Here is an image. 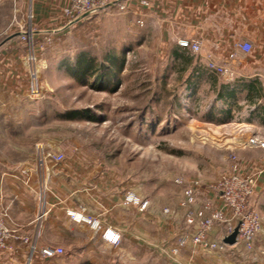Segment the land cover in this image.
Masks as SVG:
<instances>
[{
    "label": "rangeland",
    "instance_id": "1",
    "mask_svg": "<svg viewBox=\"0 0 264 264\" xmlns=\"http://www.w3.org/2000/svg\"><path fill=\"white\" fill-rule=\"evenodd\" d=\"M23 2L0 0V47L12 37L24 46L27 64L35 58L39 96L25 102L31 115L15 114L12 103L0 149L16 159L41 161L39 145L52 142L64 154L71 186L88 176L102 178L122 195V204L129 191L148 198L151 220L167 227L160 246L166 264H178L182 250L174 256L171 249L180 236L178 212L183 222L186 213L179 206L178 178L199 179L209 189L240 162V150L250 147L243 145L251 135L245 130L254 127L228 126L235 117L222 115L221 104L205 109L214 86L228 79L198 64L183 65L173 47L159 48L158 35L123 13L103 11L72 24L67 19L63 28L38 35ZM22 26L29 32L25 38ZM152 248L159 249V242L152 241Z\"/></svg>",
    "mask_w": 264,
    "mask_h": 264
},
{
    "label": "crops",
    "instance_id": "2",
    "mask_svg": "<svg viewBox=\"0 0 264 264\" xmlns=\"http://www.w3.org/2000/svg\"><path fill=\"white\" fill-rule=\"evenodd\" d=\"M23 1L25 16L28 18L29 13L32 14L30 27L38 35L59 30L67 22L64 8L69 5V0ZM148 2L149 6H141L134 1L132 12L123 13L122 17L132 24L142 18L141 29L159 36V48L173 47L178 61L191 55L183 65L198 64L207 68V58L180 46L178 40L182 38L202 36L203 53L220 61L228 59L236 42L253 44L249 52H237L234 67L238 74L221 82L233 85L221 97H217L214 89L205 109L212 112L221 104L222 115L235 117L228 126L244 122L241 126L254 128H237L240 132L245 130L264 136V0ZM23 47L12 37L0 47V130H7L5 120L12 103L18 106L15 114L31 115V108L25 102L37 100L39 96L32 92L30 69L21 58ZM194 71L201 74L198 66ZM209 77L213 79V75L209 74ZM189 92L193 98L195 92ZM240 153L243 172H253L261 167L262 149L248 147ZM69 171L63 162L55 164L34 157L16 159L0 149V201L9 207L12 228L8 248L0 251V264H166L160 246L165 245L163 237L167 227L161 221L154 224L150 208L141 211L134 205L122 204V195L108 188L102 178L94 181L88 176L79 185L71 186ZM200 196L214 200L215 205L221 204V199L209 189L202 187ZM250 206L260 213L263 226L255 251L245 250L240 244L229 245L221 252L186 247L178 264H264V174L255 186ZM69 210L98 217L101 228L93 229L74 220L69 216ZM180 216L178 212V235L185 229ZM104 227L120 234L119 244H111L103 238ZM152 227L157 231L154 236ZM222 228L221 224L215 227V237L220 235ZM152 241L159 242V249L152 248ZM33 244L37 249L31 248ZM48 244L63 246L64 253L43 256L39 248Z\"/></svg>",
    "mask_w": 264,
    "mask_h": 264
},
{
    "label": "built area",
    "instance_id": "3",
    "mask_svg": "<svg viewBox=\"0 0 264 264\" xmlns=\"http://www.w3.org/2000/svg\"><path fill=\"white\" fill-rule=\"evenodd\" d=\"M134 1L141 6H149L148 0H69V5L64 8V14L68 19V24H72L77 20L86 19L103 11L119 14L132 12L131 5ZM137 23L140 26L144 25L142 18L137 19ZM24 28L22 26L20 32L23 38H25V34H29ZM178 43L184 49L207 58V68L228 80L238 74L234 67V62L238 59L237 52L239 50L249 52L253 48V44L249 41H238L234 45V50L229 53L228 59L220 61L203 53L204 40L202 36L195 39L182 38L178 40ZM28 66L31 73L32 92L39 94L40 86L35 68L37 66L33 56L29 57ZM243 145L263 150L262 165L256 171L243 172L242 164L237 162L229 174L223 176L216 184L212 183L213 185L211 184L209 189L221 199V204L215 205L214 200L201 198L202 183L199 179L184 181L183 178H178L177 182L183 190L179 206L186 210L183 215L185 229L180 234L178 242L172 247V255H180L181 250L186 247L206 251H224L229 245L223 242V239L234 230L237 224H239V229L235 244H240L250 252L256 250V240L262 232L263 226L260 213L250 206V199L257 182L264 174V136L251 134L243 142ZM39 149L43 160L50 158L58 163L64 160V154L55 143L48 142L39 145ZM124 204H137L141 211L150 208L149 199L140 198L134 191H129L125 195ZM77 211L79 210H69L68 214L74 220L87 224L93 229L101 228V220L98 217L79 211L86 216L80 220L76 217ZM165 212L170 213L171 211L166 208ZM9 222V207L0 201V251L8 248V239L12 234ZM218 224L223 225V228L220 235L215 237L213 230ZM101 235L111 244L117 245L120 242V234L109 227L102 228ZM31 248L37 249L34 244ZM39 250L45 257H54L64 252L61 246L53 245L42 246Z\"/></svg>",
    "mask_w": 264,
    "mask_h": 264
},
{
    "label": "trees",
    "instance_id": "4",
    "mask_svg": "<svg viewBox=\"0 0 264 264\" xmlns=\"http://www.w3.org/2000/svg\"><path fill=\"white\" fill-rule=\"evenodd\" d=\"M184 58V61H187L186 59H188V57L187 56H185V57H183ZM88 68H89V66H88ZM189 84H188V86L189 87H191L190 86V80L189 79H187L186 80ZM215 83V77L213 76V80H212V84H214ZM232 85H233V83H231ZM229 82L228 83H221L220 85H219V87L217 88H215V91H216V93H217V97H221L222 95H223V92H226V91H228V88H229V86L231 85ZM215 87V86H214ZM191 90V89H190ZM213 120V119H212Z\"/></svg>",
    "mask_w": 264,
    "mask_h": 264
},
{
    "label": "water",
    "instance_id": "5",
    "mask_svg": "<svg viewBox=\"0 0 264 264\" xmlns=\"http://www.w3.org/2000/svg\"><path fill=\"white\" fill-rule=\"evenodd\" d=\"M238 229H239V224L235 226L234 230L230 234L224 237L223 242H225L228 245L235 244L237 242Z\"/></svg>",
    "mask_w": 264,
    "mask_h": 264
},
{
    "label": "bare ground",
    "instance_id": "6",
    "mask_svg": "<svg viewBox=\"0 0 264 264\" xmlns=\"http://www.w3.org/2000/svg\"><path fill=\"white\" fill-rule=\"evenodd\" d=\"M76 217L79 218L80 220L84 217H86L84 214H82L81 212L77 211L76 212Z\"/></svg>",
    "mask_w": 264,
    "mask_h": 264
}]
</instances>
